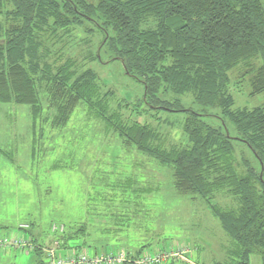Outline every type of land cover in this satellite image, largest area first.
<instances>
[{"label":"trees","instance_id":"1","mask_svg":"<svg viewBox=\"0 0 264 264\" xmlns=\"http://www.w3.org/2000/svg\"><path fill=\"white\" fill-rule=\"evenodd\" d=\"M79 30L99 31L95 57L104 49L142 84L133 109L118 101L113 111L112 91L103 93L98 74L67 55L68 37ZM236 67L235 87L246 78L249 96L264 93V0H0V102L29 106L33 131L38 119L63 127L84 106L122 147L169 168L178 194L207 205L233 241L228 261L213 264H250L251 254L264 264V103L234 107ZM162 111L186 113L185 144H166L152 125ZM218 194L236 206L219 204ZM61 225L53 231L59 252H90L92 225ZM31 242L41 257L42 245Z\"/></svg>","mask_w":264,"mask_h":264},{"label":"rangeland","instance_id":"2","mask_svg":"<svg viewBox=\"0 0 264 264\" xmlns=\"http://www.w3.org/2000/svg\"><path fill=\"white\" fill-rule=\"evenodd\" d=\"M92 35L81 30L71 33L67 55L79 61L82 69L98 74L103 93L112 91L113 111L118 101L131 108L142 98V84L125 74L122 63L111 61L104 49H100V60L96 58L102 34L95 30ZM240 69L229 72L234 107L262 105L264 93L249 96L246 78L235 87ZM185 100L190 102V97ZM128 113L123 110L122 116ZM161 113L162 119L151 123L164 142L185 144L181 124L186 113ZM103 126L79 105L65 126L53 128L50 121L38 119L33 131L29 106L0 102V237L22 242L33 238L47 247L57 235L51 231L52 223L67 228L82 222L92 225L86 228L90 235L85 238L90 253L109 252V246L154 251L186 244L188 260L172 259V264L228 261L233 241L207 205L200 198L178 194L169 168L122 147L116 133H105ZM241 150L251 157L245 146ZM215 200L236 206L228 195L218 194ZM21 225H28L27 229ZM26 251V247H0V264H35L38 258L47 262L44 253L38 257L33 250ZM249 261L261 264L257 254H251Z\"/></svg>","mask_w":264,"mask_h":264},{"label":"built area","instance_id":"3","mask_svg":"<svg viewBox=\"0 0 264 264\" xmlns=\"http://www.w3.org/2000/svg\"><path fill=\"white\" fill-rule=\"evenodd\" d=\"M28 225H21V229H27ZM62 231L63 226L52 224L51 231ZM15 246L27 248L26 252L33 249L31 239L21 241L17 238L9 241L0 237V247ZM58 241H53L47 247H43L46 255V264H166L172 259L188 260L190 252L186 244H176L170 249L147 251L143 250L138 254L126 252L124 250L101 251L90 253L87 250L69 249L65 254L59 252Z\"/></svg>","mask_w":264,"mask_h":264},{"label":"crops","instance_id":"4","mask_svg":"<svg viewBox=\"0 0 264 264\" xmlns=\"http://www.w3.org/2000/svg\"><path fill=\"white\" fill-rule=\"evenodd\" d=\"M36 242H37V240H36ZM50 242V241H49ZM49 242H47V243H49ZM37 244H39L38 242H37ZM107 249H110L109 251H115V250H117V249H124V248H122V247H118V246H113V247H111V246H109ZM141 249V246L140 247H138V248H135V249H133V250H131V249H124L126 252H129V253H136V252H138V250H140ZM170 263V262H169Z\"/></svg>","mask_w":264,"mask_h":264}]
</instances>
